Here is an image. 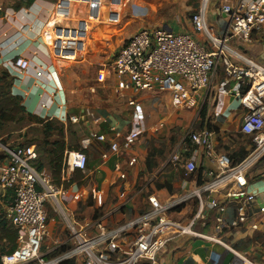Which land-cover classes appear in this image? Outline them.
Wrapping results in <instances>:
<instances>
[{
  "label": "crops",
  "instance_id": "0c3cea01",
  "mask_svg": "<svg viewBox=\"0 0 264 264\" xmlns=\"http://www.w3.org/2000/svg\"><path fill=\"white\" fill-rule=\"evenodd\" d=\"M30 1L0 0V70L8 71L6 67L17 58L29 60L33 68L54 64L59 86L57 96L53 94L54 86L48 82L49 79H38L34 71L24 75L8 72L15 79L12 95L22 97L28 113L44 122L54 120L64 126V160L66 153L74 147H80L89 159L87 172L74 173L65 186V206L81 203L80 209H77V222L81 226L101 221L110 229L116 228L147 212L150 208L149 196L168 203L213 181L208 173L214 170V166L202 150L195 152V148L185 140L190 128L200 132L212 131L215 153L227 155L233 166L251 154L254 149L252 138L240 131L247 114L240 97L246 88L237 79L227 76L222 66L212 75L209 86L197 95L194 107L174 106L170 93L157 88L140 93L137 96L138 108L131 107L115 99L113 87L122 82L121 78L111 75L105 85H100L97 80L101 66L113 60L124 42L139 29L162 28L175 34L187 33L207 52H213L207 36L196 32L192 21L203 0H105L101 23L91 27L84 35L83 58L69 64L59 62L43 44L44 26L49 20H54L55 27L60 29L61 25L80 22L83 15L74 12L69 20H56L49 14L59 0ZM252 1L209 0L205 11L209 32L222 37L228 32L230 17L223 12L225 5L237 6ZM74 8L78 9L79 5L76 4ZM227 47L239 56L251 58L264 66V30L255 32L249 42L229 33ZM231 61L237 65L243 64L233 56ZM91 89L96 92L91 91L92 94L85 98L79 95L71 103L73 90L84 92ZM72 117L77 118L78 122H71ZM112 128L123 135L133 130L140 132L132 151V156L137 160L135 165L129 166L130 158L126 153L113 156L108 161L102 160L101 155L115 142ZM71 133L75 140L73 144L69 141ZM92 133L104 135L106 142L93 140L91 145L84 146L83 141ZM50 134L52 148L47 150V161L55 149L53 144L58 141L56 131ZM175 152L186 159L195 156L197 172L187 174L183 166L171 164L170 158ZM42 158H39L40 163H46ZM45 165L44 169H48L49 166ZM117 168L122 173L121 177L116 176ZM48 173L53 180L51 172ZM242 190L255 193L256 199L254 203L246 205L250 220L242 227L230 228L221 234L233 251L202 239L175 236L160 253V263L245 264V258L251 264H264V214L259 211L264 206V158L242 176L233 177L214 189L212 197L227 208L224 213L227 224L234 220L236 208L241 203V199H228L227 194ZM6 195L5 203H11L12 193L7 192ZM90 196L93 201L85 204ZM196 211L197 201L190 198L183 205L175 207L169 215L181 224H188ZM71 213L75 215L76 211ZM216 217L217 212H208L207 219L199 221L194 230L214 235ZM253 224L259 226L258 231L251 229ZM49 230L48 239L52 244H64V251L73 245L70 237H67L64 223L58 218L50 219Z\"/></svg>",
  "mask_w": 264,
  "mask_h": 264
},
{
  "label": "built area",
  "instance_id": "2783aa9c",
  "mask_svg": "<svg viewBox=\"0 0 264 264\" xmlns=\"http://www.w3.org/2000/svg\"><path fill=\"white\" fill-rule=\"evenodd\" d=\"M208 1L203 0L192 21L195 31L207 36L214 48L213 52H207L187 33L175 34L162 28L139 29L124 42L113 60L101 66L97 80L100 85H105L111 75L121 78L122 82L113 87L115 99L126 102L131 107L138 108L137 96L154 88L170 93L174 106L194 107L197 95L209 86L212 75L222 66L227 76L237 79L246 88V92L240 97L241 104L247 109L240 131L252 138L254 149L251 154L243 162L233 166L227 155L215 153L212 131L200 132L190 128L185 134V140L195 148V152L202 150L203 155L214 166V170L208 173L213 181L168 203L149 196L150 208L147 212L110 229L101 221L81 226L75 220L65 206L66 188L56 185L46 170L40 171L35 167L38 160L36 146L10 148L0 143L1 150L6 154L0 165L3 198L7 199V192L12 193L5 218L18 232L17 248L1 258L2 264H29L37 259L39 264H63L71 261L81 264H161L159 255L167 242L175 236L198 238L214 246L220 245L232 250L221 238V234L227 229L242 227L250 220L246 205L254 203L256 195L248 190L227 194L228 199H241L230 224L224 219L226 206L212 195L216 187L233 177L242 176L264 158V66L232 52L227 47V35L231 33L232 36H239L249 42L255 32L263 31L264 0L237 6L225 5L223 12L230 17V26L223 37L212 35L206 26L205 11ZM76 4L79 5L78 9L74 8ZM104 8L105 0H59L50 16L64 21L77 12L83 15V19L76 24L61 25L60 29L55 27L54 20H49L44 26L43 44L63 64L83 58L84 35L91 27L101 23ZM232 56L243 64H234ZM6 68L18 75L34 71L38 79H49L48 82L54 86L53 94L57 96L59 86L53 63L33 68L29 60L17 58ZM91 91L96 92L94 89ZM70 120L78 122L75 117ZM111 131L115 142L101 155L102 160L108 161L113 156L126 153L130 158L129 166L135 165L137 160L132 156V151L140 132L133 130L128 135H123L115 128ZM93 140L105 143L106 137L92 133L83 141V145L87 147ZM88 162L87 155L82 151L67 152L62 183H69L76 172L85 174ZM170 163L183 166L187 174H194L198 170L195 156L186 159L181 153L175 152ZM115 173L117 177L122 175L119 168L115 169ZM190 198L197 201V211L191 222L181 224L170 218V212ZM50 209L56 218L63 220L73 245L55 258L45 261V258L64 247L60 242L54 243L45 253V258H40L44 243L50 236ZM212 211L217 212L214 235L195 231L194 226L199 221L206 220L208 212ZM259 211L264 214V206ZM251 229L258 231L259 226L253 224ZM243 260L245 264H251L245 258Z\"/></svg>",
  "mask_w": 264,
  "mask_h": 264
},
{
  "label": "trees",
  "instance_id": "16d2710c",
  "mask_svg": "<svg viewBox=\"0 0 264 264\" xmlns=\"http://www.w3.org/2000/svg\"><path fill=\"white\" fill-rule=\"evenodd\" d=\"M30 2H32V0ZM0 71H2L0 73V127H2L4 124L12 123L15 120H18L20 115H27L29 116V119L35 120L36 123L42 124V121L39 118L34 117L27 112L26 107L23 103V99L20 96L12 95V88L15 81L12 75L6 70ZM55 125H58V128H55ZM45 126V137L47 138L45 140V145L50 146V142H48V139L51 137L50 133L52 131H56L58 133V141L53 144V148L55 149L51 151L53 152L51 153V157L52 155L53 157H50L48 164H39L37 160V162L35 163V167L40 171L46 170L47 172H51L54 183L58 186L63 185L65 187L66 183H62V170L65 162L64 154L66 151V143L65 141H63L64 126L54 120L48 121ZM68 134H70V130H68ZM71 136H73L72 133ZM73 150L82 151L78 150V148L76 150ZM37 154L39 159L41 157V152L38 151ZM45 164L49 166L48 169H44V166H46ZM17 238L18 232L5 219V215L0 214V264H2L1 258L4 255L13 253L17 248ZM63 264H73V262H65Z\"/></svg>",
  "mask_w": 264,
  "mask_h": 264
},
{
  "label": "rangeland",
  "instance_id": "374dc122",
  "mask_svg": "<svg viewBox=\"0 0 264 264\" xmlns=\"http://www.w3.org/2000/svg\"><path fill=\"white\" fill-rule=\"evenodd\" d=\"M2 71H0L1 73ZM89 88V87H88ZM96 88V87H95ZM74 93H71V103L72 101H74V99L76 97H78L79 95L82 96V98H85L87 95L92 94L90 92V90H86V91H81L78 92L77 90H73ZM30 114V113H29ZM32 115V114H31ZM34 117L39 118L38 116L32 115ZM29 116L25 115V116H19L18 120H15L12 123H8V124H4L2 127H0V143L3 146H7L10 148H14V147H18V146H29V145H34L36 146L37 152H41V156L44 158L45 162L48 164L46 157V152L47 150H49V148L51 149L52 147L45 145V140L47 139L45 137V128H46V123L44 122L43 119L39 118L42 121V124L36 123L35 120L29 119ZM55 128H58V125H55ZM71 136V135H70ZM50 140V138L48 139ZM70 144L74 143V138L71 136V139H69ZM50 142V141H48ZM73 149H77L76 147H74ZM78 150H80V147H78ZM6 158V154L1 150L0 147V165L3 164L4 160ZM42 158V160H43ZM39 164L40 161L38 159ZM3 190L0 187V214L5 215L7 214V209L10 207L9 203H5V198H3ZM93 198L87 197V199L85 200V204H91V202ZM78 204V203H77ZM81 203H79L78 205H71L67 206L69 211L74 212L76 211V214L74 215V217L76 218V221L79 222V216H78V210L80 209ZM49 217L50 219L56 218L55 214L53 213V211L50 209L49 210ZM60 220V219H59ZM61 221V220H60ZM63 221V220H62ZM61 221V222H62ZM63 223V222H62ZM67 234V233H66ZM67 237L69 238V234H67ZM53 244L52 241L50 239H46L45 243H44V247L42 250V256L40 258H45V253L47 252V250H49L50 248H52ZM68 250V249H67ZM64 250H59L54 252L53 254H51L50 256H48L47 258H45V261H48L50 259L55 258L56 256H58L59 254L63 253ZM73 264H81L80 262H76ZM29 264H39V259L30 262Z\"/></svg>",
  "mask_w": 264,
  "mask_h": 264
}]
</instances>
